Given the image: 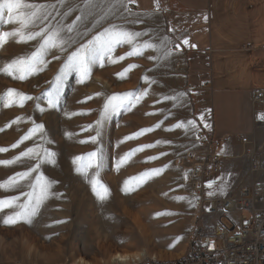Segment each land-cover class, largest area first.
Instances as JSON below:
<instances>
[{
	"label": "rangeland",
	"instance_id": "1",
	"mask_svg": "<svg viewBox=\"0 0 264 264\" xmlns=\"http://www.w3.org/2000/svg\"><path fill=\"white\" fill-rule=\"evenodd\" d=\"M35 2L56 5L49 23L75 25L71 34L73 43L63 52L59 49L46 51L43 57L46 63L25 80L14 79L0 71V96L8 89H15L33 98L24 101L22 107L16 104L0 106V148L8 149L0 153V161L11 160L32 147L39 139V133L16 148L12 145L20 141L34 124H42L44 147L55 153V161H41L39 172L56 183L30 224L5 225L4 219L14 209L0 212V264H122L124 261H111L115 251L134 255L137 257L135 260L146 257L163 260V256L169 255L181 257L188 248L189 235L196 219L191 156L199 157L195 162L202 159L199 135L201 130L213 132L204 130L210 128L205 119L211 114V109H215V114L220 117L219 101L216 100L215 104V95L211 94L206 96L210 101L203 104L198 92L190 87L188 70L183 76L181 60L174 51L178 42L172 26L161 12L145 13L133 8L130 3L131 14L117 6L106 15L109 5L103 0L101 7L93 8H85V0ZM139 6L144 5L139 1ZM113 25L146 33L139 38V43L151 41L160 44L167 38L170 41L167 47L172 55L162 59V52L152 49H145L140 55H128L132 51L130 45H117L112 58H105L103 67L98 63L92 66V75L84 83H80L77 71H68L60 83L56 106H50L47 93L53 90L51 82L60 75L66 58L81 43ZM15 27L0 24L3 30ZM37 46V41L16 43L9 40L0 48V69L18 57L30 55ZM178 50H181L187 65L188 57L183 48L180 46ZM121 56L125 58L116 59ZM228 64L231 63L214 58L215 83L222 80L227 86L234 84L239 72ZM133 65L135 67H131ZM119 74H123V78ZM141 91L146 95L131 111L124 108L101 118L104 96ZM97 93L103 95L96 96ZM179 93L184 94L182 102L164 99ZM101 119L102 123L97 126V120ZM193 119L197 124L195 130L175 127L179 122ZM144 129L151 130L135 135ZM253 132L257 143L264 145V130ZM67 133H72L71 138ZM94 136L95 143L91 139ZM239 136H231L225 142L222 151L225 160L221 171L214 178L205 180L206 196H210L209 192L212 193L210 197L216 198L238 195L241 189L251 185L254 176L248 175V146L245 148L237 141ZM145 145L153 147L135 152L117 168L121 157ZM93 151L100 153V179L110 191V197L103 202L95 197L88 180L77 174L72 164L75 156ZM29 163L32 162L8 166L0 164V183L26 170ZM154 169L163 171L137 185L135 190L123 191L125 181ZM185 175L187 179L183 178ZM209 183H213V188H208ZM224 185L226 187L221 192L219 189ZM236 189L237 192L232 193ZM29 191L27 182L23 187L0 188V199ZM178 197L184 199L178 200ZM24 200L26 197L20 202ZM124 208L131 213L144 208V212H139L141 224L133 221L130 215H125ZM158 213L160 215L157 216Z\"/></svg>",
	"mask_w": 264,
	"mask_h": 264
},
{
	"label": "snow or ice",
	"instance_id": "2",
	"mask_svg": "<svg viewBox=\"0 0 264 264\" xmlns=\"http://www.w3.org/2000/svg\"><path fill=\"white\" fill-rule=\"evenodd\" d=\"M104 3H108V9L105 12L107 15L117 6L123 7L126 12L131 14L128 4L133 0H103ZM63 3V0H61ZM85 8L101 7V0H85ZM56 5L49 3H37L35 0H0V24L3 25H16L12 30H3L0 28V48H3L9 40H13L16 43H28L31 41H37L38 46L36 51L30 55L21 56L0 69L4 74L13 77L18 80H25L29 75L34 74L40 70V67L46 63L44 60V53L51 49H59V51H66L73 43V36L71 35L75 30L74 24L65 26L62 23H56L55 25L49 23V17L52 16V10ZM156 10H159V0H156ZM205 21L207 16L205 15ZM80 19L79 17L77 18ZM139 21H134L137 23ZM146 33L136 32L124 29L120 26L113 25L112 27L105 28L103 31L97 32L95 35L88 39L87 42L81 43L78 48L70 53L66 58V63L61 69L60 75H58L53 84V90L47 93L49 105L56 106V96L59 94L60 83L62 78L68 71L75 70L80 75V83H84L92 75V66L99 64L104 66L105 58H112L113 52L117 45H130L132 51L128 55H140L145 49H152L158 52H162V59H167L172 55L171 49L167 47L170 41L164 38L160 44H154L151 41H144L139 43V38ZM185 45L188 44L187 39L183 41ZM175 47L179 48L177 44ZM125 57H117L118 60H123ZM113 63L116 60H112ZM135 67V65L131 66ZM123 78V74H119ZM147 81V77L144 78ZM102 93H97L96 96H101ZM146 95L145 92L139 93H123V94H111L104 96V101L101 110V118L105 117L109 113L118 112L121 109L127 108L131 111L133 107L140 102V100ZM183 93H179L174 96L165 97L164 99L172 101H181ZM92 97H89L91 99ZM33 99L31 96L25 95L16 91L15 89H8L3 96H0V106L10 107L14 104L23 106L24 101ZM19 119V118H18ZM203 120V116L200 117ZM258 119L264 121V113L258 116ZM102 123L101 120H97L96 125L99 126ZM10 126V125H9ZM207 126V125H205ZM176 128H184L186 131L189 129L195 130L197 128L196 121L188 120L186 122H179L175 126ZM151 129H144L141 133L135 134L139 136L145 131ZM39 133V139L34 142L32 147L23 151L19 155L15 156L11 160L0 161V164L8 166L15 163H29L26 170L17 172L15 175L9 177L4 183H0V188L9 190L10 188L23 187L24 182H27V186L31 191L22 192L21 195L12 196L4 199H0V212L5 209H14L12 214L8 215L3 223L8 226H13L20 222L31 223L33 217L38 213V210L44 203V201L50 195V189L55 181H51L39 172L41 161H55V153L49 152L44 147V126L42 124H34V127L21 138L16 144L12 145V148H16L19 144L26 140L31 139L34 135ZM71 138L72 133H67ZM99 132H97V136ZM133 137H127L126 139H132ZM92 142H96V137H92ZM83 143V141H81ZM159 143V142H158ZM153 147V145H145L142 148H137L133 152L126 153L117 162V168L125 163L128 159L134 155L135 152L142 151L143 148ZM8 149L0 148V153L6 152ZM155 159V158H152ZM72 164L75 165V172L84 176L91 186V191L95 197L103 202L110 197L109 188L102 183L100 179L99 170L100 153L93 151L84 156H75L72 160ZM95 171H91V170ZM91 171V175L89 174ZM163 169H154L148 172L142 173L137 177H133L130 180L124 182L123 191L128 193L135 190L137 185L144 183L152 176L161 174ZM35 174V175H34ZM187 179L185 175L183 177ZM223 180V177L221 178ZM226 185L220 187V191L223 192ZM208 188H213V183L208 184ZM211 196L212 193L209 192ZM23 197H26L24 202H20ZM178 200H183V197H178ZM160 215L159 213L157 216ZM174 246V245H173Z\"/></svg>",
	"mask_w": 264,
	"mask_h": 264
},
{
	"label": "crops",
	"instance_id": "3",
	"mask_svg": "<svg viewBox=\"0 0 264 264\" xmlns=\"http://www.w3.org/2000/svg\"><path fill=\"white\" fill-rule=\"evenodd\" d=\"M131 5L145 13L157 11L156 0H133ZM158 12L168 19L177 44L188 57L186 65L177 50L183 76L188 70L190 87L198 92L201 103L214 94L215 104L218 100L221 105L220 117L215 109L209 110L205 124L210 128L204 130L218 137L252 134V91L258 85L264 88V0H159ZM215 57L230 62L231 69L239 72L232 86L222 80L215 83Z\"/></svg>",
	"mask_w": 264,
	"mask_h": 264
},
{
	"label": "built area",
	"instance_id": "4",
	"mask_svg": "<svg viewBox=\"0 0 264 264\" xmlns=\"http://www.w3.org/2000/svg\"><path fill=\"white\" fill-rule=\"evenodd\" d=\"M251 111L254 130H264V121L258 119L264 113V88L252 91ZM215 135L201 130L203 157L195 162L199 157L191 156L196 219L184 264H264V145L257 143L253 133L237 137L245 148L248 146V175L254 179L238 195L210 197L204 193L205 180L221 171L223 147L232 138Z\"/></svg>",
	"mask_w": 264,
	"mask_h": 264
},
{
	"label": "bare ground",
	"instance_id": "5",
	"mask_svg": "<svg viewBox=\"0 0 264 264\" xmlns=\"http://www.w3.org/2000/svg\"><path fill=\"white\" fill-rule=\"evenodd\" d=\"M140 210H141V212L145 211L144 208H142ZM140 210H138V211L140 212ZM123 212H124L125 215H130L131 218L133 219V221H135L137 223H140L139 212L131 213V211L129 209H127V208H124ZM190 250H191V239H190L188 248L186 249L185 253L179 258H175L173 255H169V256H163V258H164L163 260L157 259L156 257H146L144 259L135 260L137 257L134 256V255L132 256V255H130L128 253H123V252L119 253V252L115 251V253L113 254L114 258L111 261H113V262H115L117 260H118V262L119 261H124L125 263L122 262V264H145V262H150V263H153V264H170V263L184 264L186 256L190 253ZM165 259H170V260H165ZM126 260H129V261H126ZM80 263L86 264L84 262H80Z\"/></svg>",
	"mask_w": 264,
	"mask_h": 264
}]
</instances>
